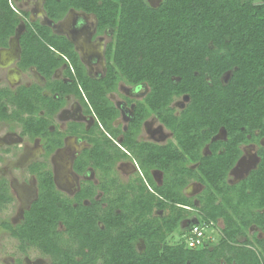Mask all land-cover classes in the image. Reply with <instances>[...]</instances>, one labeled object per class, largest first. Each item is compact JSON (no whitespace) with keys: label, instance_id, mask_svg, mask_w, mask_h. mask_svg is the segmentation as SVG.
I'll list each match as a JSON object with an SVG mask.
<instances>
[{"label":"trees","instance_id":"obj_1","mask_svg":"<svg viewBox=\"0 0 264 264\" xmlns=\"http://www.w3.org/2000/svg\"><path fill=\"white\" fill-rule=\"evenodd\" d=\"M12 6L0 0V47L23 22L18 67L35 68L45 83L0 88V121L40 138L47 158L65 133L52 126L53 117L66 96H75L95 120L90 129L67 126L83 131L90 145L76 156L74 169L83 173L90 166L104 195L93 200L90 183L67 197L46 163L35 161L29 170L37 197L18 223L0 217V229L21 249L37 248L49 264H264V0H44L54 22L74 9L95 16L97 34L110 30L101 77L88 74L66 36ZM62 65L65 80L53 77ZM120 82L147 86L125 129L114 126L119 112L109 99ZM176 99L184 101L177 111L171 106ZM149 115L172 140L137 141ZM220 130L225 137L214 139ZM119 135L131 156L114 143ZM248 144L257 146L258 161L229 182ZM128 157L139 175L121 182L112 173ZM153 169L161 172L159 183ZM190 181L203 186L195 196L184 192ZM10 197L0 177V207ZM87 198L89 205L82 201ZM192 209L200 222H222L216 240L205 234L191 248L180 231L182 240L173 241Z\"/></svg>","mask_w":264,"mask_h":264},{"label":"flooded vegetation","instance_id":"obj_2","mask_svg":"<svg viewBox=\"0 0 264 264\" xmlns=\"http://www.w3.org/2000/svg\"><path fill=\"white\" fill-rule=\"evenodd\" d=\"M10 2H12V4H13L12 8H14L15 10H16V8H19L20 10L22 9L24 11H27L28 18L30 20H40V18H39V14H40L39 12L40 11H39V4H38L39 0H10ZM75 18H76V16L71 15V17L67 19L66 23L64 24V26L60 30H62L64 33H66L68 31H70L71 29H73L75 23H77V24L79 23L81 25V27L85 26V27L89 28L90 30L95 26V32L91 35V37L89 39L90 43L92 44L91 49H90L91 50L90 56L87 57V59H86V61L88 62L87 65L89 66V68H88V66H85V65L84 66H85L87 72L90 71L89 72L90 76L101 77V76H103L105 70H103V68L101 66V63H100L101 58L98 54V51H95L94 49H96V47H97L96 45H98L100 47L102 46L103 47V56H104L105 47L111 39L110 30H106L103 33L97 34L96 33L97 32L96 18L94 15H92L90 13L88 14V16L86 18L81 19V20H83V22H81V23H80L79 19H77V22H76ZM89 32H90L89 30L86 32H85V30L83 31V29L81 30V35H83V37H84V39H80L82 41V45L85 43V40H86L85 37L89 34ZM15 37H16V35L14 33L8 39L7 46L0 47V50H2L4 48H11L13 46V40H15ZM14 52L15 51H12L10 56L14 55ZM16 56L18 57V60H19L20 49L18 51H16ZM18 60H16L14 63V65H16L17 67H18V64H17ZM104 60H105V58H104ZM105 64H106V62H105ZM64 68H65V65H62L60 68H58L54 72L53 77L57 79V77H58L57 71L62 70V72H63ZM61 78L63 80L66 79L65 77H61ZM43 81L45 83V79ZM22 83L23 84H21V85H27L26 84L27 79H24ZM119 92H120V94H122V97L116 98L115 100L112 99V96L117 95V93H119ZM146 92H147V86L143 83L136 85V86L127 85L123 82H120L118 84L116 92L109 94V99L113 102L114 106L117 108V110L119 112L118 116L114 122V126H120L121 129H125L126 125L128 124V122L132 118L133 110H134V106H135L136 101H141L143 99V97L145 96ZM68 96H66L65 104H66V100L68 101V99H67ZM70 97H72V96H70ZM183 103H184L183 99H176L175 101L172 102L171 106L175 107L176 111H177V110H179V107L181 105H183ZM82 107H83V109L81 108L82 115H83L84 121H85L82 124L84 125L85 129H90L92 127V125L94 124L95 119H94V117L92 119V116L86 112L83 104H82ZM66 116L69 118H72V121H74V119H77V118L81 119L80 116H78V115L75 116L74 113H72V114L70 113L67 115V112H66V115L64 117H66ZM72 121L70 123H75ZM89 122H91V123L89 124ZM66 128L67 127L65 126L64 129H62V131H64L65 133H64V136L62 138L61 146L55 148L54 151L52 153H50L49 156H47V159L50 162V165L52 168L50 170L52 172V178H53L55 187L63 195H65L67 197H73L80 190V188H82V186L89 185L91 183L93 186H96L95 192L93 193V195L91 197L93 198V200L100 201V199L104 195V191L101 190L97 186L99 184L100 180H99L98 176L96 175L95 171H93V169L90 166H88L83 173H78L74 169V160H75L76 156L79 155L84 149L89 148L90 145L83 138V131L72 132V131L67 130ZM6 132H4L3 134L0 133V163L4 160H8V163L6 165V170L0 169V177L3 179H6V178L8 179L9 178L8 176L11 174V173L8 174L9 169L11 167H13L12 169H14V170H16V169L25 170L27 173H29L31 175V172L29 170V166L34 161H37L39 159V157L44 156V149L38 151L36 158L31 156V154H30L31 149H27V147L24 145L22 147V151L19 152L20 151L19 149H21L20 148L21 146H20V144L18 145V143L22 141L23 136L21 135V133H19V134L14 133V131H9L7 133ZM107 136H109V135H107ZM121 137L122 136L119 135L115 140H113L114 143L117 146H119L121 148V150H123L129 156H131L129 154V152H127V150L123 146L120 145ZM224 137H225L224 130H220L218 132V134H216L214 136V139H216V138L222 139ZM172 139H173L172 132L170 130H168L154 115H149L147 118H145V120H143V122L141 123V126H140V130H139L138 135H137V141H143L146 143H153V144H157V145L165 144ZM249 145H255V144L243 145L241 147L242 148V154L244 152V147L249 146ZM203 152L204 153L207 152V145L203 148ZM256 152H257V146H256L255 154H256ZM255 157H256V159H258L257 154ZM123 160H129V162H131L133 164V167H134L133 174L128 178L127 181H125V182H128L130 179L136 178L139 175V166L135 162V160L130 158V157H128L126 159L119 160V161H123ZM42 161L47 163L46 158L43 159ZM238 162H239V159H238L237 163ZM151 173H152L154 182L159 183L161 181V177H160V181L158 182V177H156V175H158V173L161 174V172L153 169L151 171ZM235 174H239V169H237L235 171V173H233V175H235ZM12 175H13V173H12ZM13 176L15 178V175H13ZM33 176H34V179L33 178L30 179V182H31V180H33L35 183L34 184L35 185V194L32 197L29 204L27 206L23 207L21 217H23V211L27 210L29 208L30 204L37 197V182H36V177L34 174H32V177ZM235 178L236 179L232 180V182L239 180V178H237V177H235ZM24 181L25 180H23L22 183L25 184ZM120 181L123 182L122 180H120ZM7 182H8V180H7ZM193 185H197V183L195 181H190L189 184L184 188V192L187 195L189 193L188 186L190 187ZM82 201L86 205L90 204L89 198L83 199ZM101 206L104 207L105 203L102 202ZM19 221H20V219H18L16 222H13V224L18 223ZM140 244H141L140 242L137 243L138 249H141ZM24 263H25V261H24ZM38 263L41 264L42 261H38L36 264H38ZM25 264H27V263H25Z\"/></svg>","mask_w":264,"mask_h":264},{"label":"rangeland","instance_id":"obj_3","mask_svg":"<svg viewBox=\"0 0 264 264\" xmlns=\"http://www.w3.org/2000/svg\"><path fill=\"white\" fill-rule=\"evenodd\" d=\"M149 1L153 5H156L159 0H149ZM121 97H122V94H120L119 92L117 93V95L112 96V99L115 100L116 98H121ZM56 122L59 125V122L58 121ZM19 130H20V127L16 123H13L12 125L8 122L0 121V133L1 134H3L6 131L7 132L14 131V133H18ZM19 150H20L19 152L22 151V149H19ZM39 150H37L36 148L31 150L30 152L31 156L36 158ZM255 150H256L255 145H249V146L244 147V152L239 158V162L229 172V178H228L229 182H232V180L236 179L235 177L237 178L243 177L251 168L255 167L257 163V159L255 157L256 156ZM7 163H8V160L2 161L0 163V169L6 170ZM46 166L49 169H52L50 162L48 160H47ZM12 168L13 167H11L8 172V174L11 173L8 176L9 178L5 179L6 182L8 180L7 182L8 193L11 197L8 203L0 207V217L8 219L9 221L13 223V222H16L18 219L22 220V217H21L22 209L23 207L29 204L32 197L34 196L35 194L34 184L35 183L33 180H31L30 182V179L32 178L34 179V176L32 177V173L30 175L25 170H19V169L14 170ZM133 169H134L133 164L129 162V160L119 161L114 166L115 171L114 173H112V175H114L119 180H122L123 182H125L133 174ZM237 169H239V174L233 175V173H235ZM12 173L13 175H15V178L12 175ZM156 177H158V182H159L161 174L158 173ZM23 180H25L24 181L25 184L22 183ZM188 188H189L188 195L195 196L197 193H199L202 190L203 186L197 183V185H193L190 187L188 186ZM192 215L197 216L196 213L193 211V209L192 211H190V216L192 217ZM190 216L181 222L180 228L178 229L179 231L173 235V241H177L179 239L182 240V237L179 236L178 233L180 231H183V232L186 231L189 224L191 223L190 221L193 219L191 218L190 220ZM221 227H222V222L219 220L216 223V227L206 228V232L208 235L212 236L214 240H216L217 237L219 236V231ZM167 241L169 242L170 240L167 239ZM140 247L142 248V243L140 244ZM24 261L27 264H36L38 261H42L41 264H48L50 262V258L42 254L37 248H34V247L27 246L24 250L21 249L19 247V242L17 239L11 237L6 231L0 229V264H25Z\"/></svg>","mask_w":264,"mask_h":264},{"label":"crops","instance_id":"obj_4","mask_svg":"<svg viewBox=\"0 0 264 264\" xmlns=\"http://www.w3.org/2000/svg\"><path fill=\"white\" fill-rule=\"evenodd\" d=\"M18 47H19V42H17V39L15 38V40H13V46L11 48H4V49L0 50V77H1L0 78V82H1L0 88L2 87V88H8L10 90H14L17 87H19L21 84H23L22 82L24 79H27V83H26L27 85L26 86H29L33 82H36L39 85H43L44 81L40 79V76H39L40 74L36 71L35 68H30L28 70L23 71L19 67H17L16 65H14L15 61L18 60V57L16 56V51L19 50ZM12 51H15L14 55L10 56ZM62 73H63L62 70L57 71V76H58L57 78L64 77ZM43 93L48 94V91H44ZM70 96H72V97H70ZM67 99H68V101L66 100V104L53 117L52 126L58 128L61 131H62V129H64L65 126L67 127L68 124H70V122L72 121V118H69L67 116L64 117L66 115V112H67V115L70 113L71 114L74 113L75 116H77V115L80 116L81 119L77 118V119H74V121H72V122L78 123V124L82 125L84 128V125L82 123L85 121H84V117L82 115L81 108L83 109V107H82L81 102L73 95H69L67 97ZM92 119H93V117H92ZM56 121L59 122V125L57 124ZM90 123L91 122H89V124ZM19 133H21V127H20V130L18 131V133H16V134H19ZM22 136H23L22 141L18 143V145L20 144L21 149H22L23 145L24 146L27 145L26 146L27 149L33 150L34 148H36L37 150H39V149L43 150V146L41 144L40 138H38V137L29 138L27 135H22ZM43 159H45V157L41 156L37 161H42ZM46 160H48V159L46 158Z\"/></svg>","mask_w":264,"mask_h":264},{"label":"water","instance_id":"obj_5","mask_svg":"<svg viewBox=\"0 0 264 264\" xmlns=\"http://www.w3.org/2000/svg\"><path fill=\"white\" fill-rule=\"evenodd\" d=\"M43 2L44 0H39V22L41 24H44V25H47L49 26L52 31L56 34H60V35H65L66 38L73 44L74 46V49L76 50V52L78 53L79 55V58L81 60V62L85 65V66H88L87 65V57L90 56V52H91V46L92 44L90 43L89 39L91 37V35L95 32V26L90 30L89 28L85 27V26H82L78 23H75L73 29H71L70 31L64 33L62 30H60L64 24L66 23L67 19L71 17V15H74L76 16L75 20L77 22V19H79L80 23L83 22V18H86L88 16L87 13L83 12V11H77V10H74V9H70L66 14L65 16L54 22L53 20H51L50 18L47 17L46 13H45V10L43 8ZM83 29V31L85 30L86 31H90L89 34L85 37L86 40H85V43L82 45V41L80 39H84L83 35H81V30ZM24 30V23L23 22H20V24L17 26L16 30H15V35H16V39H17V42H19V35L20 33ZM96 49H94L95 51H98V54L101 58L100 60V63H101V66L103 68V70H105V60H104V56H103V47L101 46H98L96 45ZM20 49V46L18 47ZM89 68V66H88ZM90 71H88V74L90 75L89 73ZM229 75V72L226 73L225 77H224V80L227 79ZM40 76V79L41 80H44V78ZM258 161V159H257ZM192 222H196L195 220H193Z\"/></svg>","mask_w":264,"mask_h":264},{"label":"built area","instance_id":"obj_6","mask_svg":"<svg viewBox=\"0 0 264 264\" xmlns=\"http://www.w3.org/2000/svg\"><path fill=\"white\" fill-rule=\"evenodd\" d=\"M213 225L212 222L209 223H194L192 224L187 234L185 235L184 241L188 247L195 248L201 244L202 238L205 235L206 228H209Z\"/></svg>","mask_w":264,"mask_h":264},{"label":"clouds","instance_id":"obj_7","mask_svg":"<svg viewBox=\"0 0 264 264\" xmlns=\"http://www.w3.org/2000/svg\"><path fill=\"white\" fill-rule=\"evenodd\" d=\"M195 215H192V217H190V220H191V218H193L190 222V224H189V226H188V228L186 229V231H185V234H183V238H185V235L187 234V232H188V229H189V227L192 225V224H194V223H197V222H199V223H202V222H200V221H198L197 219H195V217H194ZM185 219H187V218H185ZM193 220H195L196 222H192ZM212 227V226H211ZM213 228V227H212ZM205 234H207V232L205 231ZM208 235V234H207ZM208 236H210V235H208ZM210 237H212V236H210ZM213 238V237H212Z\"/></svg>","mask_w":264,"mask_h":264}]
</instances>
